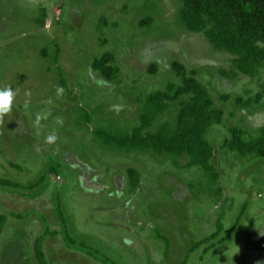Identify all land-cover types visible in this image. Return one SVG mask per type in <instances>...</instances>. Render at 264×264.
I'll return each mask as SVG.
<instances>
[{
  "label": "rangeland",
  "instance_id": "374dc122",
  "mask_svg": "<svg viewBox=\"0 0 264 264\" xmlns=\"http://www.w3.org/2000/svg\"><path fill=\"white\" fill-rule=\"evenodd\" d=\"M181 8L180 0H0V88L17 93L0 121V180L24 187L0 186V264H37L34 243L47 230L48 264H264V161L223 146L231 127L253 136L264 127V98L255 103L264 69L255 78L236 72L233 56L183 27ZM106 53L117 82L92 69ZM174 61L197 73L224 112L205 136L220 193L185 156L174 165L95 134L137 127L148 95L180 84ZM178 112L172 104L150 129L175 126ZM130 168L140 175L135 191Z\"/></svg>",
  "mask_w": 264,
  "mask_h": 264
},
{
  "label": "trees",
  "instance_id": "16d2710c",
  "mask_svg": "<svg viewBox=\"0 0 264 264\" xmlns=\"http://www.w3.org/2000/svg\"><path fill=\"white\" fill-rule=\"evenodd\" d=\"M182 8L179 12L183 27L190 33H204L209 43L218 51L234 57L232 61L236 72L255 78L264 69V0H180ZM106 22L99 23V27ZM144 24V22L140 23ZM145 25H149L145 23ZM155 65L148 68L149 74H155ZM171 71L179 79L180 84L169 83L164 91L151 93L146 98L145 109L139 118V125L131 132L95 131L101 140L119 150L129 152H152L153 155H165L174 165L177 160L186 157L187 168H199L210 186L216 187L220 193L219 175L211 164L214 151L206 139L208 129L213 125H222L224 112L215 108L208 89L197 79L195 71H188L184 65L174 61ZM93 71L99 73L108 82H117L120 69L111 53L103 54L92 62ZM264 98V85L255 97L258 104ZM223 102L228 97H222ZM237 104L245 106L241 100ZM172 104H178L179 112L175 126L162 124L156 131L150 128L162 115L166 114ZM230 138L223 144L224 148L237 154L240 158H255L264 161V127L257 136L249 134L240 127L228 129ZM99 138V139H100ZM132 191L140 183L139 173L130 168L127 171ZM44 178L32 185L30 189L39 187ZM0 186L13 189H24L23 186L0 180ZM61 223L65 221L60 216ZM239 219L236 221L238 224ZM7 218L0 214V236L6 226ZM222 230L219 223L218 236ZM50 232L38 237L34 243V257L37 264H48L43 242ZM230 234L227 236V238ZM223 239L220 243H223ZM73 242V241H72ZM195 247L192 248V252ZM182 264H186V261Z\"/></svg>",
  "mask_w": 264,
  "mask_h": 264
},
{
  "label": "clouds",
  "instance_id": "9594fccd",
  "mask_svg": "<svg viewBox=\"0 0 264 264\" xmlns=\"http://www.w3.org/2000/svg\"><path fill=\"white\" fill-rule=\"evenodd\" d=\"M60 92L63 89L59 90ZM17 93L11 88H0V121L11 113Z\"/></svg>",
  "mask_w": 264,
  "mask_h": 264
}]
</instances>
